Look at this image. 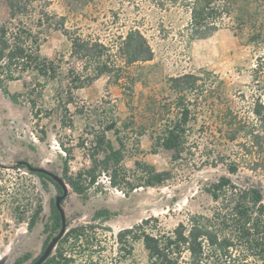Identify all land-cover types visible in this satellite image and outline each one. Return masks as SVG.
I'll list each match as a JSON object with an SVG mask.
<instances>
[{
    "label": "rangeland",
    "instance_id": "obj_1",
    "mask_svg": "<svg viewBox=\"0 0 264 264\" xmlns=\"http://www.w3.org/2000/svg\"><path fill=\"white\" fill-rule=\"evenodd\" d=\"M27 0L26 12L13 24H21L37 37L39 54L56 67L53 79L25 74L7 82L12 102L0 90V261L31 264L52 237L44 231L60 191L19 162L46 169L60 176L68 194L61 202L66 231L91 225L86 238H97L92 246L93 264H146L147 253L140 241H131L129 254L119 251L116 235L140 224L153 235L171 232L187 224L190 215L209 214L214 206L206 188L220 176L228 175L223 164L211 165L210 152L233 158L243 141L218 139V130L230 128L238 117L251 120L250 107L257 90L264 85V43L252 38V23H239L240 6L235 0L233 13L218 30L203 40L186 43L187 7L159 0ZM259 17L263 20L264 5ZM9 21L8 8L0 2V23ZM256 21V20H255ZM257 23H260L257 21ZM139 28L153 52L150 61L135 63L122 70L121 80L102 76L86 87L74 89L73 75L84 79L83 63L71 53V40L99 41L110 47L117 37ZM115 49L110 52L113 54ZM262 69L257 71L260 66ZM88 74V73H87ZM190 74L197 78L186 103L192 110L189 140L183 152L175 154L156 144L164 125L179 119V100L169 80ZM71 103L65 101L70 97ZM33 103V104H32ZM185 103V102H184ZM34 105V106H33ZM116 122L123 143L122 161L117 170L118 187H112L108 173L101 172L84 196L72 191L64 178L92 167V156L102 152L93 144L94 134L102 131L106 119ZM225 131V130H223ZM107 138L117 149L115 134ZM229 138V137H228ZM69 154V155H68ZM137 164H140L138 167ZM169 171L170 178L157 187H144L142 167ZM22 166L21 168H18ZM240 186L254 185L264 201V175L240 168L230 176ZM124 178V181L121 179ZM38 210L33 225L31 219ZM107 211L95 219L98 211ZM79 246V245H77ZM77 250L79 248L77 247ZM54 252V251H53ZM184 258L187 254L183 255ZM79 264H91L88 261Z\"/></svg>",
    "mask_w": 264,
    "mask_h": 264
},
{
    "label": "trees",
    "instance_id": "obj_2",
    "mask_svg": "<svg viewBox=\"0 0 264 264\" xmlns=\"http://www.w3.org/2000/svg\"><path fill=\"white\" fill-rule=\"evenodd\" d=\"M175 5L178 0H164ZM187 7L189 16L185 24L186 43L191 44L195 40H203L218 30L225 17L229 18L235 7V0H180ZM246 3L240 6L241 19L239 23H252L255 28L253 40L256 43H264V18L260 20V5L264 0H238ZM8 8L9 21L0 23V90L8 96L12 102L18 101L17 94H9L7 82L21 79L25 74H34L44 79H53L56 75V67L52 60L43 58L39 54L37 37L30 29L21 24H13L16 18L26 12L27 0H0ZM157 5H162V2ZM264 17V16H263ZM256 20V21H255ZM260 22V23H257ZM115 49L111 54V50ZM71 53L83 63V71L86 73L83 80L73 71L71 82L74 89L86 87L94 80L102 76H112L118 82L121 80L122 70L135 63L150 61L153 52L148 41L139 28H131L125 34L117 37L110 47L99 41H90L81 38L71 40ZM260 66V65H259ZM262 67L254 70L256 73ZM88 73V74H87ZM197 78L186 74L169 80L170 89L179 100V119L164 125L160 135L156 137V144L175 154H181L188 143V125L192 110L186 103L187 96L194 89ZM257 90L250 107L251 120L245 122L234 117L230 128L219 129L218 139L234 141L241 133L243 141L238 146L233 158L229 154H214L210 152L211 165L223 164L228 175L234 176L244 168L252 173L264 175V85L254 82ZM70 96L65 101L71 103ZM185 102V103H184ZM33 104V103H32ZM34 106V105H33ZM225 130V131H223ZM113 132L119 145L113 147L106 134ZM229 137V138H228ZM94 148L102 152V158L98 160L92 156V167L80 171L74 176H68L67 162L64 161V178L72 191L79 196H84L92 187L101 172H96L97 165L103 166L102 172L108 174V181L112 187L119 188L117 170L122 161L123 143L118 136L116 122L107 118L102 131L93 136ZM69 155V154H68ZM140 167V164H137ZM19 166L18 168H21ZM144 187H157L170 178L169 171H157L151 165L142 167ZM41 179L51 182L59 191L60 188L48 176L36 172ZM230 176H220L211 183L206 192L210 196L214 206L209 214L190 215L187 224H178L171 232L162 235H153L145 230L149 223L144 220L130 229H124L116 235L120 252L129 254L131 241H140L147 253L146 264H264V201L259 188L254 185L240 186L232 181ZM124 181V178L121 179ZM31 219L33 225L37 215ZM107 211H98L95 219L106 217ZM61 227V219L55 206H52V214L44 225V231L50 234L57 233ZM91 225H80L70 228L60 239L54 252L43 264H79L88 261L93 264L94 252L92 246L97 238H86V231L92 230ZM131 239V241L129 240ZM47 244H45L46 246ZM79 245V246H77ZM77 247L79 250H77ZM184 254L187 257L184 258ZM28 259L23 256L15 264H21ZM34 262V261H32Z\"/></svg>",
    "mask_w": 264,
    "mask_h": 264
},
{
    "label": "water",
    "instance_id": "obj_3",
    "mask_svg": "<svg viewBox=\"0 0 264 264\" xmlns=\"http://www.w3.org/2000/svg\"><path fill=\"white\" fill-rule=\"evenodd\" d=\"M19 164L24 165L30 172H36V173H40V174H44V175L48 176L60 188L61 194L57 195L55 197L54 206L59 213V216L61 219V227H60L58 233L54 237H52L50 239V241L47 243V245L45 246L42 253L34 260V262L31 263V264H43L51 256V254L53 253L54 249L56 248L58 242L60 241V239L65 234L66 224H65L64 212L61 208V202L66 198V196L68 194V189H67L66 183L64 182V180L60 176H58V175H56V174H54V173H52L46 169H43L40 167L30 166L26 162H19ZM0 264H3V262L0 261Z\"/></svg>",
    "mask_w": 264,
    "mask_h": 264
}]
</instances>
